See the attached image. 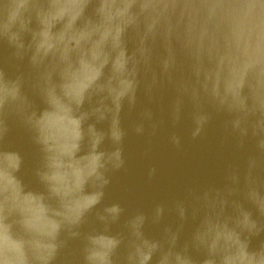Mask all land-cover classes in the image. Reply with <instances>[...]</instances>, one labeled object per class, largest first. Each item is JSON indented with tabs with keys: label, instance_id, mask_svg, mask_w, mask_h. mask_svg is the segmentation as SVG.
I'll use <instances>...</instances> for the list:
<instances>
[{
	"label": "water",
	"instance_id": "water-1",
	"mask_svg": "<svg viewBox=\"0 0 264 264\" xmlns=\"http://www.w3.org/2000/svg\"><path fill=\"white\" fill-rule=\"evenodd\" d=\"M0 264H264V0H0Z\"/></svg>",
	"mask_w": 264,
	"mask_h": 264
}]
</instances>
